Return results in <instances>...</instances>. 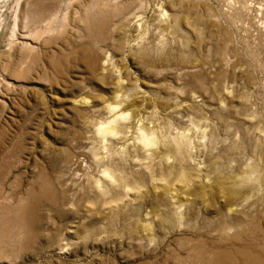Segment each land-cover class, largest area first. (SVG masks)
Masks as SVG:
<instances>
[{
	"label": "rangeland",
	"instance_id": "obj_1",
	"mask_svg": "<svg viewBox=\"0 0 264 264\" xmlns=\"http://www.w3.org/2000/svg\"><path fill=\"white\" fill-rule=\"evenodd\" d=\"M0 264H264V0H0Z\"/></svg>",
	"mask_w": 264,
	"mask_h": 264
},
{
	"label": "bare ground",
	"instance_id": "obj_2",
	"mask_svg": "<svg viewBox=\"0 0 264 264\" xmlns=\"http://www.w3.org/2000/svg\"><path fill=\"white\" fill-rule=\"evenodd\" d=\"M109 62V61H108ZM104 63H106V62H104ZM106 112L108 113V114H117V106H107L106 108ZM120 115V114H119ZM116 119H118L117 121L119 122L120 120H121V122H122V119H123V117H121V116H117L116 117ZM117 121L116 120H114V121H112V122H110L108 125H101V126H97V127H95V133H96V135H97V137L98 138H100V139H102L103 140V142L105 143V142H108V140L110 139V138H112V136L113 137H118V138H121V139H123V141L125 140L126 142L128 141L129 143H134V145H136V146H138V147H140L141 148V150L143 151V153L146 155V157L148 156H152V155H154V153L155 152H157L156 150L157 149H155V150H152V148H153V146H154V144L156 143V141H155V137L153 136V135H151V134H147V133H145L144 131H142L140 128H138V129H134L132 132L133 133H136V135L135 136H133L132 135V137L130 138V135H131V133L130 132H127V131H124L125 133L124 134H122L121 136L120 135H118V130L115 128L116 126V124H117ZM120 122V123H121ZM126 124V123H125ZM130 124V123H129ZM142 124H144V123H142ZM110 125V126H109ZM125 126H127V125H125ZM146 126V125H145ZM121 127V126H120ZM123 127V126H122ZM121 127V128H122ZM123 129V128H122ZM149 129V128H148ZM152 130V129H151ZM146 131H147V129H146ZM152 131H154V130H152ZM120 133V132H119ZM151 133V132H150ZM153 133V132H152ZM130 139H135V141H133V142H131V141H129ZM111 141H112V139H111ZM126 142H125V144H126ZM106 146V145H105ZM124 146V145H123ZM157 148V147H156ZM172 149H174V148H172ZM174 151V150H173ZM170 152L168 151L167 153H166V155L168 156V154H169ZM174 153H176V152H174ZM177 154V153H176ZM152 160V159H151ZM143 162V161H142ZM145 162V161H144ZM143 164V163H142ZM141 164V165H142ZM80 165V164H79ZM247 172V171H246ZM180 175L181 176H185L186 174H185V172H181L180 173ZM243 175H244V173H243ZM250 176V175H249ZM248 176V177H249ZM246 177V176H245ZM241 178H242V176H241ZM244 178V177H243ZM247 178V177H246ZM249 179V178H248ZM244 180H246V179H244ZM241 181H242V179H241ZM248 181V180H247ZM100 183V182H99ZM242 183H244V182H242ZM98 187V186H97ZM225 188V187H224ZM237 198V197H236ZM243 202V201H242ZM242 203H235V205L231 208L232 210L231 211H234V212H238V211H240V209H241V207H242Z\"/></svg>",
	"mask_w": 264,
	"mask_h": 264
}]
</instances>
